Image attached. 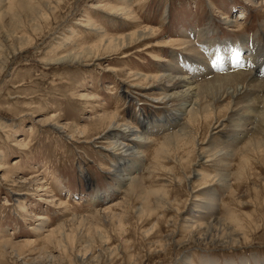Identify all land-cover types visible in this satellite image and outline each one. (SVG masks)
I'll use <instances>...</instances> for the list:
<instances>
[{"label":"rangeland","instance_id":"374dc122","mask_svg":"<svg viewBox=\"0 0 264 264\" xmlns=\"http://www.w3.org/2000/svg\"><path fill=\"white\" fill-rule=\"evenodd\" d=\"M48 2L0 0V47H14L0 53V264H264V159L243 170L234 153L217 162L245 130L231 127L224 112L218 127L184 129L177 144L165 142L166 153L156 155L163 136L180 132L188 118L179 113L178 99H152L166 84L138 79L172 72L181 78L174 67H183L196 86L210 75H193L188 62L207 59L214 64L211 75H220L215 63L233 43V50L242 45L252 53L243 65L252 80L264 81V0ZM123 2L130 16L107 13ZM240 15L241 26L224 24ZM136 27L157 36L118 53L98 50L95 62L62 60ZM186 35L193 55L165 44ZM133 83L139 88L131 89ZM109 114L148 139L139 145L141 154L120 157L127 159L122 166L107 136L95 139L105 129L100 118ZM139 114L151 123L144 129ZM246 142L245 136L238 147ZM125 173L131 180L120 187ZM83 218L88 222L80 224ZM61 226L66 236L50 238Z\"/></svg>","mask_w":264,"mask_h":264},{"label":"bare ground","instance_id":"6f19581e","mask_svg":"<svg viewBox=\"0 0 264 264\" xmlns=\"http://www.w3.org/2000/svg\"><path fill=\"white\" fill-rule=\"evenodd\" d=\"M7 1H9V3L11 2L12 4L14 3L16 5L19 0H7ZM50 1L51 0H49L47 6L51 4ZM61 1L62 0H57V3H60ZM23 6H25V4H23L22 7ZM106 6H104L103 8H106ZM12 7L9 10H11ZM48 9L49 11H46V12H50L53 10V9L50 10V8ZM129 9L130 8L128 7V4L123 2L122 5L117 6V7L110 6L109 11H107V13L115 17H120V15H125L128 17L131 15V12ZM40 15H43L45 18H48V16L44 14H40ZM242 19H244V16L242 15H240L238 19L236 20L235 19L231 20L227 18L224 24L234 23L236 24L234 27L237 28L238 26H241L240 21ZM263 27H264V24H263ZM155 32L156 31H153L152 29L150 30L139 29V28L137 29L136 27L134 32L127 34L121 37L120 39H103L101 42H99L100 46L99 45L93 46L92 48L83 50L81 53H78V54L77 53L70 54L68 58L64 57L62 60L68 59L67 62L69 63H78L80 60L92 58L93 61L95 62L99 58L98 50L105 51V52L107 50H113V52L118 53L123 48H125V46H128V47L133 46L138 39L143 38L144 40H151L152 38L157 36ZM184 38L188 41H185L184 39L183 41L180 40L181 41L180 43L165 42V44L169 47L172 45H178L179 47L181 46L184 49L186 48V50H188V52L192 54L194 52L195 46H193L192 41L189 40L190 36L186 35ZM12 39L13 41L15 40L14 38ZM208 46H209L211 53H214L215 51L218 50V46L214 43V40H211ZM229 47L231 49L229 48L228 49L231 50V52H227L226 49H224L223 52L220 51V54L222 55V59L215 63V68H221L220 70L224 71L220 75H215V74L211 75L214 72V69H213L214 64L212 62H209L207 59H203L199 61L198 63H195L196 65L191 62H188L187 64L188 66L186 68L189 69L190 71H193L194 72L193 75H196L198 71L204 76L210 75V77L208 78L196 79V82H198L196 86L192 84L193 81L190 80L189 77L186 76L187 72H185L184 69H181L183 67L181 68L174 67V69H179L180 71H182V74L184 76L181 78L179 76L177 77L176 75H172V73L174 72L172 73L170 72L171 74H166V75L158 72L159 74H152V76H144V77L138 78L140 81H147V82L149 81L152 84H159V86H165L166 84L167 87H165L163 92L152 96V99L156 101H160V100L164 101L167 98L168 99H171V98L178 99L179 113H181V115L187 116L188 118L187 121H184L182 126H179V129H181L180 132L168 133V132H171V131H168L167 132L168 135L163 136V138L160 140L159 144L157 145L160 147H158L154 151V154L155 153L156 155L160 153L165 154L167 151L165 147L166 145L165 142L173 141L174 143L177 144V139H178L177 135H180V133H182L184 129H189V130L197 129V128L201 129L210 124H213L214 126L218 127L220 125L219 117L220 115H224V112H225L226 114L229 113L226 119L229 120L228 124H230L231 127H233L234 129L241 128V130H245V131L241 133L243 134L241 135V137H236V138L231 139L232 141L231 144L228 145L226 148L227 153L220 155L219 158H217L218 164L222 162V159L225 155H228L231 153H234L236 155V158L238 159L237 160L238 165H241L240 167L242 170H243L242 167H244L246 164L248 165V163L252 162L253 159H257V157L260 159H264V81L256 80V79H254L253 81L250 74H248V72L246 71L247 67L243 66L247 61L252 59V53L249 50H245V48L242 45H239V48L237 50H233L232 49L233 43H230ZM7 51L14 52V47L11 48V45H10L8 47H4V50L1 49L0 47L1 54L2 52L6 53ZM84 53L86 55H84ZM195 54L199 55L198 52ZM75 56H80V57L77 58ZM72 57L74 59L69 61V59H71ZM122 57H125V55H122ZM3 60L0 61V66L3 64ZM192 64L195 67L192 68ZM167 65L169 66V68L170 67L172 68L174 66V64L172 63L167 64ZM210 68L213 70L209 72ZM174 69H171V70H174ZM229 69L231 71H228ZM260 71H261V77H262L261 79H264V67H261ZM176 73H179V71ZM189 76H190V73H189ZM194 78L196 77H193V79ZM132 86L133 87H130V88L136 90L137 88H139L140 85L133 83ZM245 88L247 89L244 92H242ZM246 92L247 93L255 92V94L251 95V94H247ZM191 102H192V105H190ZM218 103H224L226 104V106L223 109H221L217 106ZM241 117L243 119H241ZM145 118H146L145 115L139 114L138 116V122L140 123V126H142V129H144L146 125L150 123L148 120L146 121ZM100 120H101V123L103 124L101 127H105V129H103L104 131L101 132L102 135L101 136L99 135L95 139L105 140L103 138L107 136L106 140L111 141V145H112L111 150L118 153L115 155L116 157H118L117 161L121 162L120 166H122L123 165L122 163L128 159L127 155H129L130 153L131 155H135V154L139 155L142 153L140 152L139 145L140 143H145V142L147 143L148 139L147 140L144 139L142 135L143 133H141L140 130H137V129H134L132 127H128L125 125L118 126L116 124L115 116L111 114L102 115ZM153 121H151L152 124L155 123V121L154 122ZM250 131H252L251 134L247 136V133ZM78 132L79 133L81 132V134H84L86 131L84 129H81ZM245 136H246V141H247L246 144L245 145L242 144V146L238 147V144L242 142V139H244ZM125 142L130 143L131 146L130 145L127 146L126 144H124ZM191 142L193 143L192 149L196 150L198 148V141L192 140ZM183 143L184 145L187 144L186 141H183ZM175 148L177 149V147ZM127 151H130V152L128 153ZM202 155L203 154L200 153L198 157L202 158L201 157ZM122 156L126 157L127 159L125 158V160L123 161L122 159H120V157ZM228 156L231 157V155H228ZM193 165L195 166V164ZM133 168L134 167H131V170H133ZM119 173L121 172L119 171ZM225 173L226 172L224 173L222 172L223 175H222V179L220 182V185L223 188L227 185V183L225 182L226 177H227L224 175ZM192 174H197V176H194V178L198 177V173L196 171H192ZM130 175L131 174L125 173L124 176L119 177L118 180L120 181V185H119L120 187H122V185L126 183V180H131ZM209 177L210 176L208 175L204 179L207 180L209 179ZM190 178L187 177V181H189ZM212 201H213L212 199L208 200V202L210 203ZM208 208L210 209L211 206L210 207L208 206L206 209ZM96 213H94V215ZM85 220L86 219L84 218L81 219L80 224L81 223L83 224V222H88ZM64 228L65 226H61L57 230H54V231L51 230L49 232V235H50L49 237L54 238V236L57 235L56 233H59L62 237L66 236L64 232L65 231ZM198 228H200V226H198ZM204 230H206L207 232L213 231L212 228L207 225L204 226ZM67 238L69 239L68 236Z\"/></svg>","mask_w":264,"mask_h":264}]
</instances>
